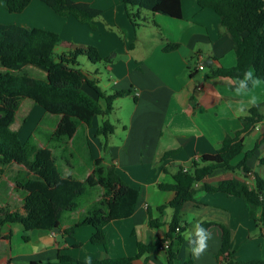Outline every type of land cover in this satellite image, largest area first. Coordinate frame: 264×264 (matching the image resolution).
Returning a JSON list of instances; mask_svg holds the SVG:
<instances>
[{
	"label": "crops",
	"instance_id": "crops-1",
	"mask_svg": "<svg viewBox=\"0 0 264 264\" xmlns=\"http://www.w3.org/2000/svg\"><path fill=\"white\" fill-rule=\"evenodd\" d=\"M74 1L87 2L101 9V14L92 20L94 28L73 15L56 14L40 0H31L18 12L20 15L29 12L27 20L20 24L55 31L60 38L53 50L56 60H63L69 52L85 54L88 45L96 47L102 58L119 55L115 62L122 72V79L114 76L115 86L109 91H130L113 102L124 100L127 103L126 118L117 121L122 132L118 134L114 124V132L102 146V140L95 135L98 124L94 122V116L90 126L81 122L80 133L76 129L66 146L69 148L79 134L86 146L84 166L74 172L75 178L84 179L91 171L90 160L101 157L105 163L115 165L126 183L138 189V198L129 217L114 219L105 225L106 248L90 241L94 232L91 225L75 226L69 234L62 232L81 217L69 216L63 221L61 231L25 230L21 223L5 222L0 225V264H67L58 259L59 252L77 259L133 255L137 241L150 243L162 239L168 231L173 210L166 207L159 212L156 207L169 201L173 192L161 190L157 184L173 181L172 175L178 167L189 168L192 160L199 162L200 155L218 152L222 141L234 137L241 128L240 118L249 107L257 105L264 114V80L245 89L231 87L234 83L231 78L208 75L209 66L229 68L235 64L232 37L227 31L219 32L222 30L219 16L211 8L200 7L196 0H181V18L143 10L140 14L144 22L134 27L121 0ZM0 8L3 18L10 16L3 0ZM30 17L31 21L28 20ZM5 22L14 23L13 20ZM167 43L177 46L165 50ZM204 61L209 64L204 65ZM200 62L204 65L202 69L197 68ZM253 98L255 103L251 102ZM20 106L21 102L15 117ZM31 111L22 110V123H27ZM56 121L50 130L54 129ZM263 131L264 119L241 133L239 139L243 150L253 148L262 138ZM55 150H52L53 154ZM171 150L175 152L163 158L164 153ZM103 152L109 154L108 159ZM241 157V154L234 156L231 163L236 164ZM261 159L264 161V140L254 150V155L247 158L246 164L250 167L247 174L239 169L232 172L216 168L195 183L194 200L185 202L177 216L179 228L175 246L180 262L191 254L190 264H220L216 260L221 244V231L217 225L207 228L213 234V239L208 241V250L199 259L192 255V245L186 236L191 233L189 239L193 240L195 225L201 221H214L230 228L234 259L264 260V224L253 221L242 196L206 192L201 188L203 182L215 183L224 178H233L238 188L251 187L255 174L264 177ZM0 188L2 193H7L0 200V206L7 205L23 213V204L17 208L8 201L16 189L22 192L19 197L22 200L24 192L21 188L10 181H2ZM147 207L152 219H159L162 224L150 226ZM81 248L86 251L78 253ZM132 264H168L167 255L164 249L144 252Z\"/></svg>",
	"mask_w": 264,
	"mask_h": 264
},
{
	"label": "trees",
	"instance_id": "trees-1",
	"mask_svg": "<svg viewBox=\"0 0 264 264\" xmlns=\"http://www.w3.org/2000/svg\"><path fill=\"white\" fill-rule=\"evenodd\" d=\"M8 12H21L31 0H3ZM58 15H73L77 20L86 22L94 28L92 20L101 14V9L87 2L74 0H40ZM127 16L134 27L144 22L140 11L161 13L173 18H181V0H121ZM200 7H209L219 16L222 31H227L233 40L235 64L229 68L208 67L210 77H228L234 80L231 87L251 88L258 80H264V0H196ZM60 42L59 35L42 27H25L13 23H0V179L7 166L12 163L23 167L27 174L14 184L24 192L22 204L24 212L0 206V225L5 222L21 223L25 230L49 229L61 231L65 213L76 211L86 194L97 193L79 221L62 230L69 234L75 226L91 225L94 232L90 241L106 248L105 225L114 219L129 217L134 211L138 189L122 178L112 163L103 158L91 159V171L79 180L71 175H62L56 166L53 149L64 151L71 141L79 122L90 126L94 116L106 117L111 113L115 98L129 90L112 89L106 92L96 77H89L78 67L77 52H69L63 60H56L54 47ZM177 44L167 43L165 50ZM85 56L91 62L102 60L96 47L88 45ZM32 67L43 70V76L31 75ZM252 71V76L246 73ZM30 98L45 112L57 116L54 129L49 134V146H39L30 139L22 143L16 130L10 129L16 110L22 99ZM135 99V97H134ZM241 128L232 138L222 141L220 150L214 154H202L198 163L192 160L186 170L183 166L173 173L171 182H159L161 190L173 192L171 199L156 207L162 212L166 207L173 210L168 231L162 239L144 243L136 242V253L124 256L92 258L91 264H132L144 252L163 248L168 264H190L189 254L182 262L178 259L175 246L177 235V216L187 201L194 200L195 183L210 174L214 169L226 171H250L246 160L254 155V150L264 140L257 141L253 148L243 150L239 139L241 133L253 128L264 119L259 106H251L241 118ZM114 124L104 118L95 130L97 137L102 136V146L114 132ZM175 150L164 153L167 157ZM241 159L232 164L234 156ZM261 162H264L261 159ZM201 188L206 192H224L229 196H242L248 205L249 215L256 224H264V177L255 174L254 185L237 187L233 178H224L215 183L203 182ZM257 213H259L257 215ZM149 224L156 227L162 224L152 219L147 207ZM204 229L217 225L221 231V244L216 254L220 264H264L263 259L233 258L231 230L228 226L214 222L201 221ZM26 239L27 236L23 235ZM195 241V233L193 236ZM167 242L166 247H164ZM58 259L67 264H86L88 259H77L68 254L58 253Z\"/></svg>",
	"mask_w": 264,
	"mask_h": 264
},
{
	"label": "rangeland",
	"instance_id": "rangeland-1",
	"mask_svg": "<svg viewBox=\"0 0 264 264\" xmlns=\"http://www.w3.org/2000/svg\"><path fill=\"white\" fill-rule=\"evenodd\" d=\"M0 3H2V0H0ZM2 15V10L0 8V23H6L5 21L7 20H13V24L21 25L24 20H27L26 16L29 15V12L27 10L26 12H24L23 15H20V13H10L8 14L10 16L5 18H3ZM28 20L31 21L32 17L28 18ZM77 54L78 67L82 69L87 75H94L98 80V84L105 90L109 91L111 88H114V76L120 78V80L122 79V72L118 64H116L115 62V60L119 58V55L117 57L109 55L107 57H103L102 60L98 62H91L90 60H88L85 54H82L80 51H78ZM30 74L37 76L44 75L43 70L36 67H32V69H30ZM23 109L26 110L27 113L29 110L31 111L32 109L31 115L29 116V119L26 121L27 123L25 124L21 122L22 119L20 117V114L22 113ZM40 112H42V114L39 116L38 113ZM127 114V103L124 100H119L113 104V110L111 111V113L106 115V117L96 115L94 118V122H97V124L99 125L101 121L106 118L111 123L117 125L118 119L124 120ZM56 119V115L45 112L41 106L35 104L30 98H24L21 101L19 112L16 114L13 123L10 125V129L16 130L18 138L22 143L26 142L27 139H30L37 145L44 144L45 146H49L50 140L48 139V137L52 131L50 130V127L54 124ZM120 126V122H118L116 130L118 134L122 132ZM77 131L78 133H80L81 131V122L78 123ZM98 138L103 141L102 136ZM85 147L86 146L84 145L82 138L79 134L78 137L73 140V143L70 145L69 148H67L66 146V149L64 151H59L57 149L54 151V155H56V166L62 175H67L69 172L71 176H77L76 174H74V172H76L78 168H82L84 166V155H86ZM102 154L105 159L109 158V154L107 152H103ZM14 165L16 164H11L7 166L4 175L0 179V185H2V181L5 183H7L8 181L14 183L16 177L21 178V180L25 178L27 174L25 173L23 167L20 165ZM236 173L239 174L240 171H236ZM6 194L7 193H2L0 188V200H3ZM20 196H22V192L18 191V189L13 190L10 196L8 197V201L11 204H15L16 207L19 208L22 204V200L19 199ZM95 199H97L96 192H93V194H86V196L82 200L81 206L74 212L65 213L64 218L62 220H68L69 216H72L73 218L82 217L89 204H91ZM84 251H86V249L81 248L78 253H82Z\"/></svg>",
	"mask_w": 264,
	"mask_h": 264
},
{
	"label": "clouds",
	"instance_id": "clouds-1",
	"mask_svg": "<svg viewBox=\"0 0 264 264\" xmlns=\"http://www.w3.org/2000/svg\"><path fill=\"white\" fill-rule=\"evenodd\" d=\"M247 76H252L251 72L246 73ZM256 83H259L258 78H256ZM252 103H255V98L251 101ZM188 234L186 236V239H188L189 244L192 245L191 252L195 259H199L203 254L208 250L209 244L208 241L213 239V234L210 230L204 229L199 224L195 225V241L192 239H189ZM86 264H91V259L89 258L86 261Z\"/></svg>",
	"mask_w": 264,
	"mask_h": 264
},
{
	"label": "built area",
	"instance_id": "built-area-1",
	"mask_svg": "<svg viewBox=\"0 0 264 264\" xmlns=\"http://www.w3.org/2000/svg\"><path fill=\"white\" fill-rule=\"evenodd\" d=\"M203 67H204V65L201 62L197 65L198 69H202ZM186 169H187V167H183V170H186ZM54 240H56L55 234H54ZM166 245H167V242H165L164 247H166ZM159 249H163V248H159Z\"/></svg>",
	"mask_w": 264,
	"mask_h": 264
},
{
	"label": "water",
	"instance_id": "water-1",
	"mask_svg": "<svg viewBox=\"0 0 264 264\" xmlns=\"http://www.w3.org/2000/svg\"><path fill=\"white\" fill-rule=\"evenodd\" d=\"M203 64L207 66L209 63H206V62L204 61V63H203Z\"/></svg>",
	"mask_w": 264,
	"mask_h": 264
}]
</instances>
